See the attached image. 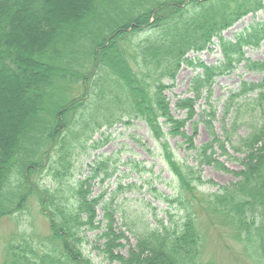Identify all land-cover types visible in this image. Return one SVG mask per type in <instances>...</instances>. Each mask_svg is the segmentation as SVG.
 <instances>
[{
	"label": "trees",
	"instance_id": "1",
	"mask_svg": "<svg viewBox=\"0 0 264 264\" xmlns=\"http://www.w3.org/2000/svg\"><path fill=\"white\" fill-rule=\"evenodd\" d=\"M262 9L264 0H0V79L17 91L12 100L0 97V104L15 107L16 100L21 118L16 122L0 111V219L19 213L34 196L50 219L49 239L61 252L54 256L52 249L33 248L23 237L6 245L3 264H95L82 252L91 240L88 232H97V249L108 264H205L201 215L229 227L249 258L264 264V77L260 82L242 81L231 94L225 116L234 111L235 119L230 129L223 125L224 138L213 132L212 125L217 111L212 101L215 78L245 60L244 47L260 45L264 21L233 40L225 39L222 31ZM140 34L147 35L132 43ZM114 43L133 44L134 51L126 54L121 49L110 60L105 55ZM213 45L222 55L217 64L187 57ZM246 60V67L264 73V61ZM183 64L201 70L191 79V95L176 101V109L186 112L180 118L172 114L165 91L174 86ZM252 92L257 98L247 99ZM202 98L207 105L204 113L208 109L211 118L204 113L201 117L211 127L213 140L195 146L185 127ZM245 112L260 123L252 119L249 133L231 145L243 157L231 155L225 140H232ZM133 120L144 121L158 141L176 183L175 193L161 196L176 212H167V222L157 219L154 225H144L135 246L122 252L116 249L124 247L128 237L116 227L115 192L107 199L104 193L93 194L95 182L104 183L116 173L112 156L84 162L86 173L79 172V161L80 155L99 149L109 138L101 131L104 127L109 130ZM168 135L187 139L196 152V165L179 160ZM215 146L242 168H227L215 156ZM205 165L225 169L237 180L216 186L203 179L198 167ZM37 172L48 173L52 184L37 183ZM206 183L217 188L201 190ZM18 185L17 194L6 193L8 186ZM99 206L104 210L101 219Z\"/></svg>",
	"mask_w": 264,
	"mask_h": 264
},
{
	"label": "rangeland",
	"instance_id": "2",
	"mask_svg": "<svg viewBox=\"0 0 264 264\" xmlns=\"http://www.w3.org/2000/svg\"><path fill=\"white\" fill-rule=\"evenodd\" d=\"M138 1L141 2L142 0ZM139 10L140 9H136V11ZM113 12L118 14L117 10H113ZM122 14L123 13L119 11L117 17L122 16ZM261 21H264V9L259 10L255 15L248 14L244 16L239 21L235 22L229 29L222 31V35L227 40H233L238 34L244 32L252 24ZM147 34H140L132 38L131 42L137 43V40H142ZM112 45L113 46L108 47L109 49L105 55V57L110 60L119 56V51H121V49H124L126 54H131L134 51L133 44L129 47L128 44L127 46L121 45V47H118L120 43H114ZM244 52L245 60H243L231 73L216 77L212 86V101L217 109L216 116L215 118L213 117L214 119L212 121L213 132L221 138H224L223 125L225 124L226 127L230 129L235 119L234 111L225 116V105L231 94L238 91L242 81L260 82L264 77V73L246 67V59L264 61V40L257 47H244ZM187 57L192 60L200 59L205 64L211 65L217 64L221 60L222 55L218 45H213L211 49L198 52L191 51L188 53ZM112 65L114 66V64ZM105 70L109 72V69L106 68ZM199 70L201 69L196 66L183 64L176 76L174 86L165 91L174 116L180 118L185 117V111L176 109V101L179 97L184 98L191 95L189 92L191 79L196 73L200 72ZM108 75L118 84L110 73H108ZM8 82L9 81H6L4 77L0 79V97H7L12 100L13 95L16 96L17 91L15 87L10 86V82ZM72 95L73 94L69 97H72ZM245 97L253 100L257 98V92L249 93L245 95ZM14 103L16 108L10 106V103L7 105L5 103L0 104V111H2L4 115L6 114L9 119L18 122L21 121L19 116L20 113H18L19 110H17L20 107H18L19 105L16 100ZM236 103L237 101L234 104L235 108ZM206 107V99H200L196 104L197 113L192 120L187 122L185 127L187 134L193 135L195 146H200L213 140V133L210 131L211 127L208 126L204 118L201 117ZM208 112L207 109L203 117L211 118ZM68 119H73V116L69 115ZM252 119L260 123L258 117H253L249 112L243 113L237 121V133L232 136L231 141L225 140L226 149L231 155L243 157L244 154L235 152L231 148V145L235 144L240 136H245L249 133ZM195 123H197V125H195ZM262 123H264V118H262ZM6 125L8 126V124ZM10 127L14 130V126H9V128ZM12 130L10 132H12ZM101 131H107L106 133L109 138L99 149L80 155L83 157L79 161V166L82 167V170L79 172H87V168L83 165L86 161L95 160L97 157H102L104 155L112 156L111 163L112 165L113 163L115 164L116 173L104 183L101 181L99 182V180L95 182L93 194L96 196L100 193H104V199H107L110 193H113V191L115 192L112 204L114 207L117 206L115 211L116 227L119 231H126L128 237L127 240L123 241L125 246L116 250L126 252L129 246H135L139 230L144 225H154L157 219H161L165 222L168 221L167 212L170 209L174 210V208L168 206V203L162 198L161 194L172 195L175 193L176 190L174 186L176 183L169 167L161 155L157 143L158 141L154 139L144 121L133 120L131 124L117 123L111 129L106 130L104 127ZM164 131H168L167 125H164ZM7 137L8 135L6 134L4 139H7ZM167 138L169 145L181 162L184 161L191 165L197 164V160L194 158L196 152L189 148V142L186 138H183L182 135L173 137L168 135ZM215 151V156L220 161H223L225 166L230 170L238 171L242 168L240 163L232 161L228 159L227 156L223 155L217 146H215ZM140 167H142L143 170H141ZM198 168H201L203 179L214 182L216 186L228 185L237 180L233 173L227 172L225 169H216L211 165L200 166ZM34 180H36L37 183L40 182L41 185L52 184L50 176H48L46 172H37L34 175ZM119 185H122L123 189H118ZM216 186H211L209 183H206L200 188L201 190H209L211 187L216 189ZM19 187V185L12 187L8 186L6 193L11 191L17 194L20 189ZM7 205L9 206V203ZM97 212L98 218H103L104 210L100 206ZM199 224L203 237L202 260L205 264H258L249 258L248 254L243 250L242 245L233 237V231L229 227L220 225L219 223L212 224L207 215H201L199 217ZM95 233L97 232H88L91 240L82 246L83 255L86 258L92 259L95 264H108L100 250L97 249L99 242H97L94 237ZM51 236L50 219L42 213L36 198L31 196L19 213L0 219V264H3L5 259L6 245L9 243L17 244L23 237L30 239L33 248L36 247L40 250L41 248L39 246H41L46 250H54V256L61 255L60 249L57 251L56 244L49 239L52 238Z\"/></svg>",
	"mask_w": 264,
	"mask_h": 264
}]
</instances>
